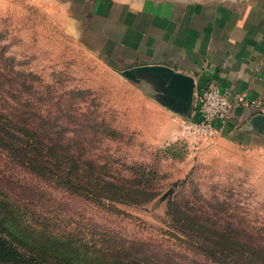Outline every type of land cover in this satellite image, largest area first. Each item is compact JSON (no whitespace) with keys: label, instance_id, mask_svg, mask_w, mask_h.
Here are the masks:
<instances>
[{"label":"rangeland","instance_id":"rangeland-1","mask_svg":"<svg viewBox=\"0 0 264 264\" xmlns=\"http://www.w3.org/2000/svg\"><path fill=\"white\" fill-rule=\"evenodd\" d=\"M70 13V0H0V107L53 129L57 151L47 179L0 148L27 212L0 220V264H102L138 247L173 264L264 255L262 143L194 136L133 76L132 53Z\"/></svg>","mask_w":264,"mask_h":264},{"label":"crops","instance_id":"crops-1","mask_svg":"<svg viewBox=\"0 0 264 264\" xmlns=\"http://www.w3.org/2000/svg\"><path fill=\"white\" fill-rule=\"evenodd\" d=\"M70 12L105 45L133 54V71L146 72L153 96L177 94L176 73L193 80L185 122L197 89L218 85L232 101L243 97L217 122V136L264 147V114L248 108L264 98V0H70Z\"/></svg>","mask_w":264,"mask_h":264},{"label":"trees","instance_id":"trees-1","mask_svg":"<svg viewBox=\"0 0 264 264\" xmlns=\"http://www.w3.org/2000/svg\"><path fill=\"white\" fill-rule=\"evenodd\" d=\"M5 111L0 107V148L6 151L11 157L12 162L20 164L35 173L36 175L51 178L57 174L53 168V152L56 151V139L52 135V130L42 131L34 124L24 126L13 122V120L4 117ZM66 156V155H61ZM13 180H7L0 177V220L15 219L25 215L26 204L23 198L16 197V187L18 183ZM11 188V190H7ZM21 190L26 188L20 187ZM45 231L49 230L44 228ZM43 231V230H42ZM41 231V232H42ZM54 230L49 231V236H55ZM68 243H61L66 246ZM230 252V251H229ZM221 252V254H212L214 261L222 264H252L251 259L257 257L255 264H264V255L257 253L237 254ZM214 253V252H213ZM261 257V258H260ZM173 256L149 253L146 249L140 247L133 250L131 254L120 255L110 262L102 264H173Z\"/></svg>","mask_w":264,"mask_h":264},{"label":"built area","instance_id":"built-area-1","mask_svg":"<svg viewBox=\"0 0 264 264\" xmlns=\"http://www.w3.org/2000/svg\"><path fill=\"white\" fill-rule=\"evenodd\" d=\"M244 101L240 97L232 101L218 85L197 89L195 93V111L193 120L187 124V129L196 137L207 138L218 133L217 122L231 117L235 106ZM253 113L264 114V98H258L248 103Z\"/></svg>","mask_w":264,"mask_h":264},{"label":"water","instance_id":"water-1","mask_svg":"<svg viewBox=\"0 0 264 264\" xmlns=\"http://www.w3.org/2000/svg\"><path fill=\"white\" fill-rule=\"evenodd\" d=\"M177 77L173 78V82L175 83V88L178 91L177 94L170 95L167 94L165 98L161 95H155L157 98H159L162 102L168 104V106L172 109L179 110L181 113H184V109L182 108L183 105V98L185 93L187 92H193V80L190 78H187L181 74H175ZM133 76H138L139 80L141 79H146V72H138V71H133ZM168 81H165L167 83ZM163 81L158 80L157 86L159 89L163 90L165 87H163ZM160 86H159V85ZM166 89V88H165ZM190 113V112H189ZM192 113H194V106L192 108ZM194 115L192 114L191 120H193Z\"/></svg>","mask_w":264,"mask_h":264}]
</instances>
